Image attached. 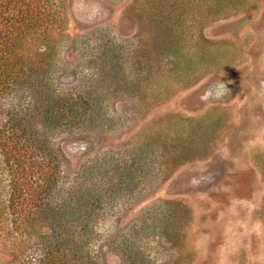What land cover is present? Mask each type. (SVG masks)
Segmentation results:
<instances>
[{
	"label": "rangeland",
	"instance_id": "1",
	"mask_svg": "<svg viewBox=\"0 0 264 264\" xmlns=\"http://www.w3.org/2000/svg\"><path fill=\"white\" fill-rule=\"evenodd\" d=\"M63 4L13 55L87 118L48 134L33 90L0 87V125L16 112L58 160L46 224L91 237L94 264H264V0ZM175 51L189 77L164 90ZM7 179L0 158V264H48L47 228L7 214Z\"/></svg>",
	"mask_w": 264,
	"mask_h": 264
},
{
	"label": "trees",
	"instance_id": "2",
	"mask_svg": "<svg viewBox=\"0 0 264 264\" xmlns=\"http://www.w3.org/2000/svg\"><path fill=\"white\" fill-rule=\"evenodd\" d=\"M63 5V0H0V87L3 90H33L31 95L36 98L33 100L46 103L47 109L42 114V122L48 123L45 129L48 134L61 125L73 126L75 122L86 119L85 108L66 91L57 95L40 93L33 85L24 82L22 78L26 65L13 54L19 42L43 39L48 27L58 21ZM175 52L180 57L175 58L176 70L173 74L163 77L164 90H169L173 82L184 81L186 77L182 79L183 75L188 76V59L181 51ZM34 54H38L37 51ZM42 55L46 58L47 53ZM47 57L49 58V51ZM170 63L175 64L174 61ZM37 70L46 72L47 69L40 66ZM153 88L157 90L158 85ZM33 109L37 111L34 105ZM17 115L16 112L10 113L0 125V158L8 178L4 205L7 214L13 217V224L19 222L21 226L30 228L37 226V231L44 226L47 228V236L41 238L45 243L47 256L50 255L48 264H94L93 256L86 248L91 237L82 236L79 232L60 236L50 221L46 224L45 215L55 210L54 203L49 199L59 178L58 160L49 143L48 152H45L46 141L42 131L37 127H27L22 117Z\"/></svg>",
	"mask_w": 264,
	"mask_h": 264
}]
</instances>
